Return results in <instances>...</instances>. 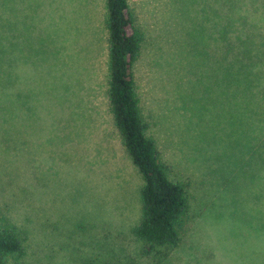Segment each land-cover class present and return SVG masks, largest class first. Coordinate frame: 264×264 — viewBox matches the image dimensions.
Here are the masks:
<instances>
[{
  "label": "rangeland",
  "instance_id": "rangeland-1",
  "mask_svg": "<svg viewBox=\"0 0 264 264\" xmlns=\"http://www.w3.org/2000/svg\"><path fill=\"white\" fill-rule=\"evenodd\" d=\"M201 1L127 0L143 35L133 72L145 133L189 204L179 244L145 254L132 233L142 178L106 93L104 0H0V225L24 250L7 264H242L240 244L253 260L264 0H253L249 73L233 45L209 50L223 24Z\"/></svg>",
  "mask_w": 264,
  "mask_h": 264
},
{
  "label": "trees",
  "instance_id": "trees-1",
  "mask_svg": "<svg viewBox=\"0 0 264 264\" xmlns=\"http://www.w3.org/2000/svg\"><path fill=\"white\" fill-rule=\"evenodd\" d=\"M104 2L108 33L107 99L113 124L142 178L140 219L132 228V233L143 243V251L148 254L157 248L179 244L189 204L183 184L168 177L155 141L145 133L146 124L141 115L133 72L143 42L142 32L135 25L127 0ZM201 2L208 15L212 17L213 13L222 18V39L209 33V50L221 41L227 46L233 45L241 66L249 73L253 70V0ZM212 20L209 18L210 29L214 25ZM260 142L264 143V123ZM256 204L264 208V201ZM257 222L253 221V260L242 256V245H239L238 259L242 264H264V226ZM23 254L22 240L14 228L0 225V264H7L10 257L18 259ZM156 255L158 261L163 257L162 254Z\"/></svg>",
  "mask_w": 264,
  "mask_h": 264
}]
</instances>
